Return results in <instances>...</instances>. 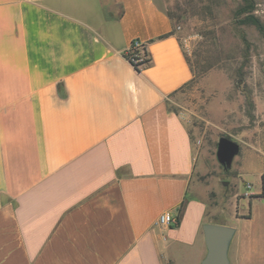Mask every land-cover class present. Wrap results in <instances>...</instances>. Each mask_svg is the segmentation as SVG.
I'll use <instances>...</instances> for the list:
<instances>
[{"label":"crops","instance_id":"obj_1","mask_svg":"<svg viewBox=\"0 0 264 264\" xmlns=\"http://www.w3.org/2000/svg\"><path fill=\"white\" fill-rule=\"evenodd\" d=\"M172 32L156 0H0V264H200L213 222L166 105L192 80ZM261 177L229 264H264ZM181 204L176 227L156 225Z\"/></svg>","mask_w":264,"mask_h":264},{"label":"rangeland","instance_id":"obj_2","mask_svg":"<svg viewBox=\"0 0 264 264\" xmlns=\"http://www.w3.org/2000/svg\"><path fill=\"white\" fill-rule=\"evenodd\" d=\"M251 1L263 19L264 0ZM156 2L172 15L174 34L194 72L166 101L188 129L195 163L191 187L206 201L212 224L236 229L232 250L248 251L253 227L244 219L258 209L250 196L264 171V35L238 22L239 0ZM221 137L239 147L228 167L216 156Z\"/></svg>","mask_w":264,"mask_h":264},{"label":"water","instance_id":"obj_3","mask_svg":"<svg viewBox=\"0 0 264 264\" xmlns=\"http://www.w3.org/2000/svg\"><path fill=\"white\" fill-rule=\"evenodd\" d=\"M239 150L238 144L221 137L217 144L216 156L223 166H230L233 157ZM235 229L225 225L205 223L202 225V235L206 254L200 264H229L228 247L234 236Z\"/></svg>","mask_w":264,"mask_h":264},{"label":"trees","instance_id":"obj_4","mask_svg":"<svg viewBox=\"0 0 264 264\" xmlns=\"http://www.w3.org/2000/svg\"><path fill=\"white\" fill-rule=\"evenodd\" d=\"M239 1H240V6L238 7V9L235 12L236 17H238V22L240 24H242V25H251V26L255 27L258 30V32H260L262 35H264V17H263V19H260L254 14V10H255L254 3L251 0H239ZM165 14L172 21V19H173L172 15L170 13H167V12H165ZM173 30H174V26H173ZM171 34H174V31L172 33L168 34V35H171ZM165 36H162V37H165ZM134 53H136V51ZM132 54H133V52L126 51L123 54V57L132 65L133 69L137 73H141L143 69H145V68L150 66L151 58L149 57L145 46H143V48H142V56L144 57L143 60H141V61H139L137 63H133L130 60V56ZM186 60H187V58H186ZM187 62H188V60H187ZM188 64L190 66L189 62H188ZM190 70L192 72V79H193L194 72H193L191 66H190ZM174 94H172V95H174ZM261 183L263 184V179H262ZM261 197H263V191L259 195H251L250 196V198H261ZM181 208H182V204L179 206L178 211L175 213V218L177 220L176 226L179 223V214L181 212ZM248 217H249V215L246 218H248Z\"/></svg>","mask_w":264,"mask_h":264},{"label":"built area","instance_id":"obj_5","mask_svg":"<svg viewBox=\"0 0 264 264\" xmlns=\"http://www.w3.org/2000/svg\"><path fill=\"white\" fill-rule=\"evenodd\" d=\"M144 44L139 40L132 41L128 52H133V54L130 56V60L133 63H137L144 59L142 56V48ZM136 51V53H134ZM177 224V220L175 218V214L173 215L171 212H165L161 214L157 221L156 225L163 228H174Z\"/></svg>","mask_w":264,"mask_h":264}]
</instances>
